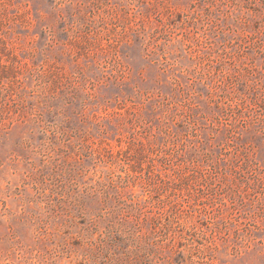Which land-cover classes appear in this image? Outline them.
<instances>
[{
  "label": "rangeland",
  "instance_id": "374dc122",
  "mask_svg": "<svg viewBox=\"0 0 264 264\" xmlns=\"http://www.w3.org/2000/svg\"><path fill=\"white\" fill-rule=\"evenodd\" d=\"M0 264H264V0H0Z\"/></svg>",
  "mask_w": 264,
  "mask_h": 264
}]
</instances>
